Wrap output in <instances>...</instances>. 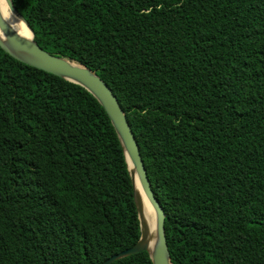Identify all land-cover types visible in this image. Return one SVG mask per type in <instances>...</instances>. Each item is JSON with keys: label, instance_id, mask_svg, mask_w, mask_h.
<instances>
[{"label": "trees", "instance_id": "obj_1", "mask_svg": "<svg viewBox=\"0 0 264 264\" xmlns=\"http://www.w3.org/2000/svg\"><path fill=\"white\" fill-rule=\"evenodd\" d=\"M112 88L173 264H264V0H13ZM141 235L98 99L0 46V264H101ZM111 264H153L147 251Z\"/></svg>", "mask_w": 264, "mask_h": 264}, {"label": "water", "instance_id": "obj_2", "mask_svg": "<svg viewBox=\"0 0 264 264\" xmlns=\"http://www.w3.org/2000/svg\"><path fill=\"white\" fill-rule=\"evenodd\" d=\"M10 10L25 22L31 36L17 31L0 9V46L17 60L80 84L91 92L107 111L124 148L130 170L141 235L131 247L111 255L101 264L147 251L153 264H173L166 237V213L152 189L140 147L134 131L112 88L100 75L74 59L59 56L42 48L35 39V32L26 18L16 9L13 0H6ZM144 197L154 207V216L148 218Z\"/></svg>", "mask_w": 264, "mask_h": 264}, {"label": "bare ground", "instance_id": "obj_3", "mask_svg": "<svg viewBox=\"0 0 264 264\" xmlns=\"http://www.w3.org/2000/svg\"><path fill=\"white\" fill-rule=\"evenodd\" d=\"M0 9L7 21L17 30L19 33L25 36H31L30 30L27 28L25 22L20 18L19 15L12 12L7 5L6 0H0ZM148 218H152L154 216V207L152 204L144 197Z\"/></svg>", "mask_w": 264, "mask_h": 264}]
</instances>
